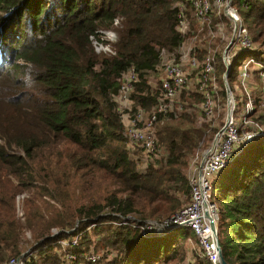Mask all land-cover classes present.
Returning a JSON list of instances; mask_svg holds the SVG:
<instances>
[{
  "label": "trees",
  "instance_id": "obj_1",
  "mask_svg": "<svg viewBox=\"0 0 264 264\" xmlns=\"http://www.w3.org/2000/svg\"><path fill=\"white\" fill-rule=\"evenodd\" d=\"M182 1L185 0H0V167L23 176L29 170L23 166L33 160L37 150L47 148L50 152L67 142L87 150L90 164L106 170L123 192L155 201L171 183L173 189L188 193V203L189 185L182 168L208 130L215 134L220 127L209 128L202 121L197 125V112H191V105L185 101L183 110L161 114L155 123L157 145L166 152L164 165L138 171L136 160L130 156L138 147L128 145L116 102L124 74L133 68L137 75L134 102L147 112L158 103L160 82L152 87L149 76L160 74V51L174 52L182 42L176 29L177 4ZM232 2L253 42L257 47L264 46V0ZM187 17L191 20L189 12ZM219 17L212 16L214 24L225 20ZM116 18L119 22L114 26ZM105 30L117 33L113 49L109 53L96 52L93 40L107 43L101 39ZM217 43L214 67L221 84L220 104L224 106V43ZM203 53V49L199 50V59ZM250 55L259 53L242 51L233 59L227 76L231 89L240 61ZM252 74L255 81L250 80V84L257 95L253 86L258 78L256 72ZM188 94H193L196 104L192 107L198 108L203 118L201 96ZM186 97L184 92L180 99L184 101ZM255 120L264 130V107L258 110ZM14 149L22 151L24 157ZM54 157L56 165L71 162L75 170L80 169L75 154L66 160ZM52 175L57 179L61 176L57 171ZM212 189L217 190V233L224 259L229 264H264V131L242 146L229 165L215 175ZM133 202L112 195L104 204L96 201L78 207L71 221L59 215L49 220L41 218L38 224L30 222L37 243L28 264H65L66 253L75 254L76 262H84L87 254L94 253L90 249L92 242L94 251L112 252L105 264H180L191 231L173 227L161 235L145 234L141 226H146L147 218H135V227L133 220L122 223L135 211ZM74 219L80 222L76 224ZM50 227L61 231L39 241L49 235ZM91 234L95 235L93 241ZM74 238L76 245L61 248L59 241ZM24 250L16 223L0 219V264L20 256ZM193 264L209 263L198 258Z\"/></svg>",
  "mask_w": 264,
  "mask_h": 264
},
{
  "label": "built area",
  "instance_id": "obj_2",
  "mask_svg": "<svg viewBox=\"0 0 264 264\" xmlns=\"http://www.w3.org/2000/svg\"><path fill=\"white\" fill-rule=\"evenodd\" d=\"M187 12L193 20V28ZM214 14L223 16L225 20H219L214 24L212 20ZM176 18V29L183 39L176 51L171 53L164 49L160 51L161 57L157 66L161 75L160 99L154 109L147 112L132 99L137 81L133 68L125 72L116 95L117 113L123 123L124 135L129 146H137L141 150L143 169L155 166L164 159V153L156 142L155 123L161 114L166 115L184 109L186 102L180 99L184 92L187 95L193 92L201 96L199 108L205 120H214L219 116L221 86L214 67L215 54L219 47L217 42L224 43L221 50V60L225 67L223 76L230 72L233 59L240 52L255 50L259 53L240 61L237 84L231 89L228 83L230 89L228 114L226 112L222 126L216 132L199 164H193L188 169L186 178L189 185V202L166 221L146 220V226H141L143 233L155 232L158 235L169 228L186 227L197 240L199 257L209 264H220L206 217L208 215L212 218L217 226L218 205L211 198L212 180L219 171L229 165L242 146L264 131L263 126L255 120L258 110L264 107V46L257 47L253 42L251 33L232 0H185L177 4ZM118 22L116 18L114 26ZM101 35L103 41L110 42L115 39L112 30L102 31ZM93 44L97 50H110L108 44L95 40ZM201 49L204 53L199 59L198 52ZM252 72H256L255 75L261 82L257 95L253 93L250 84ZM223 86L225 89L224 81ZM225 94L228 99L226 90ZM130 218L135 227L136 220L131 216H127L122 223H126ZM60 243L64 246L76 245L77 238ZM28 257L29 254L23 253L10 258L4 264H28ZM99 259L100 255L92 252L86 255L84 262H76V255L73 253H66L64 256L65 264H95Z\"/></svg>",
  "mask_w": 264,
  "mask_h": 264
},
{
  "label": "rangeland",
  "instance_id": "obj_3",
  "mask_svg": "<svg viewBox=\"0 0 264 264\" xmlns=\"http://www.w3.org/2000/svg\"><path fill=\"white\" fill-rule=\"evenodd\" d=\"M113 32L115 34L114 41L103 43L108 44L110 50L95 49L96 52L109 53L112 51V44L117 39V33L115 31ZM159 75V73L150 74L149 82L152 87L156 88L158 86ZM237 82V79H235L232 86L237 84ZM218 83L221 86L219 81ZM190 95H188L184 101H186L189 106L191 105L189 107L191 112H197L196 124L201 125L203 122L209 124V128L221 127L223 118L226 116L227 112V99H225L224 106L218 103L219 116L212 121H207L203 120L204 116L202 118L198 108L192 107L193 104H196V101L195 98L192 97L193 94ZM213 134L212 131L208 130V134L201 142L199 148L194 151L186 167L182 168V172L185 176H187L188 169L192 167L193 164H199L203 154L210 147L216 133L214 136ZM14 150L20 157H24L22 151L17 149ZM9 152H12V149H9ZM163 153L165 158L166 152L163 151ZM71 154H75V160L80 168L79 170H75L74 164L71 162L62 165L55 164L54 155L60 157L61 160H66ZM130 156L134 162L136 160L135 165L137 170L141 171L143 168L141 163V151L139 148H135L131 151ZM165 159H161V161L155 165V168L162 167L165 163ZM16 168H19V165ZM23 168L24 170L27 168L29 170L21 176L18 173H14L12 169H3L0 167V219L13 220L16 223L21 244L25 249L23 253L29 255L37 243H35L37 236H35L32 228L29 227V225H32L29 223L33 222L38 224L41 218L49 220L55 216L62 215L67 220L71 221L75 214V209L78 207L82 205H91L96 201L104 204L108 197L116 195L123 199L129 198L134 201L135 211L128 216L133 218H147L149 221H157L158 219L166 221L178 208L188 201V193L173 189L171 183L168 185L165 193L159 196L155 201H150L143 195L137 193L129 195L127 192L122 191V187L115 183L113 177L106 170L96 169L90 164L89 152L87 150L78 149L67 142L57 145L56 149L54 148L50 152L47 151V148L37 150L33 154V160L28 161V164L23 166ZM52 171H57L61 174L59 179L52 175ZM119 189L121 192L118 191ZM216 194L217 190L212 189L211 198L215 200ZM105 209H107V207ZM127 220L129 221L132 219L130 218ZM228 221L230 222L232 219L229 218ZM74 222L78 224L80 220L74 219ZM87 230L90 233V229L88 228ZM59 231H61L59 227H50L47 232L49 235L40 238L39 241L54 236ZM94 239L95 235L91 234V240L93 241ZM61 241L66 242L68 240L64 239ZM59 244L61 248L66 247L61 243ZM93 245L94 243L92 242L90 249L92 248L95 254L100 255L97 264H105V262L111 258L112 252L107 250L94 251ZM197 248V240L192 234L185 240V258L180 264H193L200 258Z\"/></svg>",
  "mask_w": 264,
  "mask_h": 264
},
{
  "label": "water",
  "instance_id": "obj_4",
  "mask_svg": "<svg viewBox=\"0 0 264 264\" xmlns=\"http://www.w3.org/2000/svg\"><path fill=\"white\" fill-rule=\"evenodd\" d=\"M227 75H228V72H226L223 76V81H224V85H225V90H226V93H227V102H228V105L230 103V89H229V86H228V82H227ZM207 217V220H208V224L211 228V231H212V237H213V240L215 242V245H216V250L218 252V255H219V258H220V264H229L223 257V254H222V250H221V247H220V244H219V241H218V233H217V227L213 221L212 218H210L208 215H206Z\"/></svg>",
  "mask_w": 264,
  "mask_h": 264
},
{
  "label": "crops",
  "instance_id": "obj_5",
  "mask_svg": "<svg viewBox=\"0 0 264 264\" xmlns=\"http://www.w3.org/2000/svg\"><path fill=\"white\" fill-rule=\"evenodd\" d=\"M252 79H253V77H252ZM253 81H255V79H253L252 82H253ZM255 84H256V85L253 86V83H252V86H253V88H254V91L259 93V90H260V87H261V82L259 81V79L256 80Z\"/></svg>",
  "mask_w": 264,
  "mask_h": 264
},
{
  "label": "bare ground",
  "instance_id": "obj_6",
  "mask_svg": "<svg viewBox=\"0 0 264 264\" xmlns=\"http://www.w3.org/2000/svg\"><path fill=\"white\" fill-rule=\"evenodd\" d=\"M227 114H228V109H227Z\"/></svg>",
  "mask_w": 264,
  "mask_h": 264
},
{
  "label": "clouds",
  "instance_id": "obj_7",
  "mask_svg": "<svg viewBox=\"0 0 264 264\" xmlns=\"http://www.w3.org/2000/svg\"><path fill=\"white\" fill-rule=\"evenodd\" d=\"M217 227V226H216Z\"/></svg>",
  "mask_w": 264,
  "mask_h": 264
}]
</instances>
